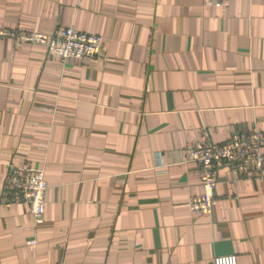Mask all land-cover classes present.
<instances>
[{
  "label": "crops",
  "instance_id": "obj_1",
  "mask_svg": "<svg viewBox=\"0 0 264 264\" xmlns=\"http://www.w3.org/2000/svg\"><path fill=\"white\" fill-rule=\"evenodd\" d=\"M0 27L104 39L66 65L0 40V264H264V170L218 165L198 217L200 170L182 163L264 131V0H0ZM18 167L44 173L42 223L5 190Z\"/></svg>",
  "mask_w": 264,
  "mask_h": 264
},
{
  "label": "built area",
  "instance_id": "obj_2",
  "mask_svg": "<svg viewBox=\"0 0 264 264\" xmlns=\"http://www.w3.org/2000/svg\"><path fill=\"white\" fill-rule=\"evenodd\" d=\"M207 7L222 8L228 0H202ZM13 39L19 43L37 44L46 48L47 56H54L61 65L101 55L104 39L101 35L74 30L56 29L52 33H27L0 27V40ZM264 131L252 129L248 133L234 132L222 144L209 139L187 148L182 163H193L200 170L202 192L189 200L190 211L198 217L210 213L216 187V168L225 165L233 175L257 177L264 170ZM48 189L42 171L26 167L11 168L5 190L12 193L14 202L25 204L35 224L42 223L45 214V193ZM33 248L36 240L27 243ZM213 264H237L235 255L216 257Z\"/></svg>",
  "mask_w": 264,
  "mask_h": 264
}]
</instances>
